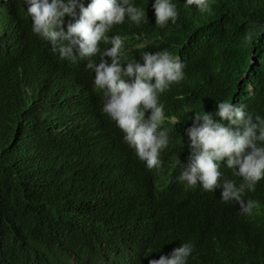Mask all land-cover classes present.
Returning a JSON list of instances; mask_svg holds the SVG:
<instances>
[{"label":"trees","instance_id":"trees-1","mask_svg":"<svg viewBox=\"0 0 264 264\" xmlns=\"http://www.w3.org/2000/svg\"><path fill=\"white\" fill-rule=\"evenodd\" d=\"M130 3L144 20L125 17L106 34L122 37L121 61L143 64L140 51L167 50L184 64L183 79L158 97L169 145L151 170L117 138L87 61L53 54L33 34L25 0H8L20 22L0 31V40L17 41L0 45V264H54L52 244L87 264L106 254L148 264L184 243L193 245L186 264H264V179L243 194L257 202L251 215L223 203L220 190L177 179L189 163L194 112L215 113L227 101L264 120V0H209L206 13L170 0L178 18L163 28L155 0ZM74 20L65 17L64 29ZM122 170L129 174L117 178ZM234 172L229 180L239 185Z\"/></svg>","mask_w":264,"mask_h":264},{"label":"clouds","instance_id":"clouds-1","mask_svg":"<svg viewBox=\"0 0 264 264\" xmlns=\"http://www.w3.org/2000/svg\"><path fill=\"white\" fill-rule=\"evenodd\" d=\"M25 4L33 34L53 54L69 62L87 61L86 69L94 73V85L104 95L101 110L115 121L114 129L122 132L123 138L121 135L117 138L134 150L149 170L158 168L160 153L169 145L167 130H161L165 115L158 97L183 79L184 64L167 50L140 51L143 64L121 61L122 37L106 35L114 25L122 24L125 17L139 26L145 18L144 11L130 0H91L87 7L81 0H25ZM185 7H195L201 13L210 10L209 0H186ZM153 8L157 27L163 28L169 21L176 23L178 13L170 0H155ZM65 17L75 20L64 29ZM19 22L8 0H0V31L14 29ZM251 38V33L245 37ZM101 41L111 47L101 52ZM16 42L0 40V45ZM139 48L145 49L147 44L142 43ZM98 53L97 63L92 57ZM245 107L225 101L217 103L215 113L194 112L192 124L185 131L189 163L177 179L189 189L196 187L207 193L220 190L223 203L233 205L243 215H251L257 202L246 201L243 194L246 190L254 191L264 179V146H260L264 144V120L259 116L253 118ZM146 113H150L147 118ZM213 116L219 117V121ZM232 169L242 178L239 185L229 180L227 171ZM127 174L128 171L122 170L117 178ZM49 249L54 264H87L80 254L62 253L53 244ZM192 251L193 245L184 243L169 255L149 259L148 264H186ZM106 255L108 258L102 264H118Z\"/></svg>","mask_w":264,"mask_h":264}]
</instances>
